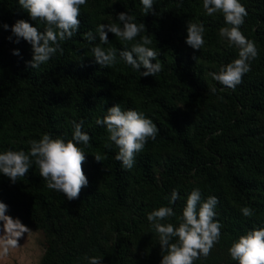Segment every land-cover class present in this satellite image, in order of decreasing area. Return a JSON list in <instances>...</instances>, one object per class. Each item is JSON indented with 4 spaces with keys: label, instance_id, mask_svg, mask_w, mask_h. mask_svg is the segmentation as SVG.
<instances>
[{
    "label": "trees",
    "instance_id": "16d2710c",
    "mask_svg": "<svg viewBox=\"0 0 264 264\" xmlns=\"http://www.w3.org/2000/svg\"><path fill=\"white\" fill-rule=\"evenodd\" d=\"M240 2L248 11L241 30L259 54L234 91L208 75L237 58L238 50L221 40L223 16H207L203 0H157L156 14L146 16L140 0H87L79 32L61 44L63 55L38 69L27 63L31 45L23 39L15 43L11 31L0 26V152L28 151V141L45 133L67 141L72 120H83L91 136L90 146L78 145L86 152L83 170L89 181L79 199L69 201L47 188L35 166L15 184L0 173L6 214L44 235L43 264H88L93 256L102 264H159V237L147 215L170 206L166 198L179 189L176 216L167 221L178 226L193 188L203 198L219 199L216 219L223 224L219 243L195 264H238L228 252L232 242L264 227V0ZM122 11L146 25L148 33L142 35H151L150 47L160 52L163 67L154 77H141L119 59L125 44L113 34H108L110 45H103L118 50L112 68L95 62L92 45L82 37L101 23H119L116 15ZM20 19L43 31L18 0H0V25ZM187 21L205 26L201 50L185 43ZM14 49L20 56L12 54ZM115 104L144 112L160 129L130 170L115 159L114 144L105 148L108 133L95 123ZM97 152L105 157L102 162L94 159ZM244 206L255 215L244 217Z\"/></svg>",
    "mask_w": 264,
    "mask_h": 264
},
{
    "label": "clouds",
    "instance_id": "9594fccd",
    "mask_svg": "<svg viewBox=\"0 0 264 264\" xmlns=\"http://www.w3.org/2000/svg\"><path fill=\"white\" fill-rule=\"evenodd\" d=\"M156 3L157 0H140L142 13L145 16L156 14ZM86 4L87 0H18V5L27 12L31 21L44 25L43 31L24 19L11 26L6 23L0 26L11 31L16 37L15 43L23 39L31 45L32 59L27 63L32 69H38L48 64L57 53L63 55L61 44L79 32L81 7ZM203 9L210 17L222 14L224 26L219 28L218 35L229 47L238 50L237 58L208 75L224 88L234 91L242 83L244 75L251 71V62L259 54L255 42L241 30L248 11L240 0H203ZM116 19L119 23H101L95 31L82 34L83 39L92 45L90 51L95 62L102 68H112L119 62L118 50L114 46L103 47L110 45L108 34L111 33L125 44L118 52L119 59L140 72L141 77H154L161 72L160 52L150 47L153 43L151 35H142L148 33L146 25L136 23V17L126 11L117 13ZM186 32L187 46L193 50H201L205 46L206 29L202 22L187 21ZM12 36L8 37L10 41ZM12 54L20 56L19 49H14ZM210 92L215 94L217 89L211 87ZM95 123L106 128L105 148L110 149L114 144L118 148L115 159L128 170L134 167L137 155L143 152L149 139L156 140L160 131L144 112L123 110L120 104L109 107L106 115L96 118ZM70 124L72 137L67 141L45 133L39 139L28 141V151L8 149L0 152V173L15 184L35 166L47 182V188L62 193L69 201L79 199L89 181L83 170L86 152L78 145L90 146L91 136L83 130V120H72ZM93 156L97 162L105 158L99 152ZM180 198L179 189H174L166 198L170 206H160L147 215L159 237L162 256L159 264H195L201 258L206 259L221 239L223 224L216 219L219 199L215 195L203 198L201 190L193 188L187 195L177 226L167 221L176 216L173 206ZM240 211L246 218L255 215L250 206H244ZM7 212L8 205L0 202V222L4 233L0 235V256H7L10 249L19 246L18 239L31 232L19 218L14 219ZM174 238L175 242H172ZM228 252L238 264H264V227L253 228L239 236ZM87 260L88 264H102L100 257H87Z\"/></svg>",
    "mask_w": 264,
    "mask_h": 264
},
{
    "label": "rangeland",
    "instance_id": "374dc122",
    "mask_svg": "<svg viewBox=\"0 0 264 264\" xmlns=\"http://www.w3.org/2000/svg\"><path fill=\"white\" fill-rule=\"evenodd\" d=\"M29 229V234L25 233L18 239V247L10 249L7 256H0V264H43L44 235L40 231ZM3 234V229H0V235Z\"/></svg>",
    "mask_w": 264,
    "mask_h": 264
}]
</instances>
